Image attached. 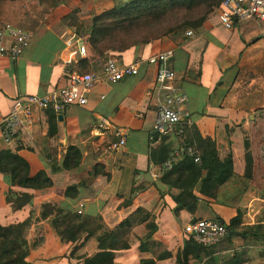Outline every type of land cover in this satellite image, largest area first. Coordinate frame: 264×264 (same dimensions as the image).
Returning a JSON list of instances; mask_svg holds the SVG:
<instances>
[{
  "label": "crops",
  "instance_id": "1",
  "mask_svg": "<svg viewBox=\"0 0 264 264\" xmlns=\"http://www.w3.org/2000/svg\"><path fill=\"white\" fill-rule=\"evenodd\" d=\"M124 1L65 0L58 6L49 1L40 5L39 9L47 16L41 27L29 34L28 47L15 61L0 57V119L15 99L43 96L64 86L66 74L76 70L77 62L83 59L74 55L71 64L64 63L71 49L66 50L63 43L74 31L61 25L59 20L63 16L77 10L78 21L87 26L92 16ZM191 32V38L183 35L174 40L163 38L120 54L106 53L104 59L89 64L87 72H98L106 57L113 56L120 64L138 62L137 75L112 84L108 100L106 94L91 95L90 91L84 106L66 108L59 115L60 120L56 116L51 135L45 112L32 111L29 123L22 124L9 143L4 144L0 138V151L16 153L27 163L29 176L43 171L51 182L45 189L26 190L11 186L0 175V225L27 222L26 264H82L83 259L97 252L94 237L84 242L82 236L73 243L60 241L51 227L53 214L40 216L44 204L54 205L63 212L79 211L84 218H99L106 230H112L136 208L149 212L156 226L150 241L159 246L139 252L138 240L146 231L143 225H138L131 230L127 244L113 253L112 264H176L175 256L188 238L183 233L185 225L195 220L213 221L215 217L226 225L236 216V209L241 225L264 226V182L257 187L246 186L235 206L225 203L238 188L237 181L252 176L250 129L253 120H260L261 112L264 113V21H241L224 30L217 23L216 8L200 28ZM164 50L172 51L171 68L177 86L187 98L191 126L203 141L214 144L219 160L228 153L231 155L233 177L217 189L216 201L194 191L200 172L188 160L175 158V171L161 172V165L181 148L178 140L171 136L148 139L152 136L154 106L144 98V92L152 82L153 69L145 60ZM243 68L256 77L242 82ZM102 85L107 84L94 89ZM101 120L124 130L125 144L119 151H103L105 143L112 138L108 135L101 138L93 132ZM258 128L262 133L255 158L264 166V124ZM68 146L79 150L80 161L76 168L64 171L60 164ZM94 166L98 173L93 176L90 174ZM156 173L157 177H153ZM146 174L151 182L144 179ZM72 186L76 187L74 195L65 198V189ZM189 188L198 199L194 212L178 211L174 215L176 206L171 197ZM6 197L10 203H6ZM230 244L233 251L245 249L243 264H261L260 260L264 259L262 245L244 247L236 235L231 237ZM165 253L169 256L158 259L157 256ZM231 254L224 251L216 256H220L222 264H227ZM188 264L200 262L188 258Z\"/></svg>",
  "mask_w": 264,
  "mask_h": 264
},
{
  "label": "trees",
  "instance_id": "2",
  "mask_svg": "<svg viewBox=\"0 0 264 264\" xmlns=\"http://www.w3.org/2000/svg\"><path fill=\"white\" fill-rule=\"evenodd\" d=\"M49 1L53 6L62 5L65 0H0V28L7 25L13 29H19L26 34H34L43 24L47 13L39 9L40 5ZM221 0H125L94 16L89 25L84 26L76 17L77 10L69 12L59 21L66 28H71L80 39L84 49V58L77 62V72L86 73V67L102 60L105 54L113 52L116 54L139 46H146L160 39L174 40L181 37L185 31H195L204 23L207 17L217 8ZM88 73V72H87ZM47 118L48 134L54 132L56 116L49 110L44 111ZM264 124V113L261 112L260 120H253L250 129V150L254 158L252 176L248 180L237 181L238 188L225 199V203L235 206L246 186L257 187L264 182V166L255 158L256 150L261 143L262 129L258 125ZM167 137V136H165ZM180 142V146L194 148L200 160L198 166L193 165L200 178L195 192L200 196L216 201V191L224 183L232 179V163L230 153L222 160L218 159L214 144L203 141L192 126H183L182 134L174 137ZM152 153L150 155V161ZM162 162L165 160L162 157ZM80 161V152L74 146L65 149L61 160L60 169L69 171L76 168ZM50 166V171L53 170ZM97 166L92 168L90 175H96ZM173 166L168 172L173 173ZM0 175L7 178L9 184L26 190H41L51 186V182L43 171L29 176L27 163L16 153L8 150L0 151ZM76 190L75 186L67 187L64 191L65 198H71ZM192 188L183 190L172 196L171 200L178 211L192 214L198 203L193 195ZM135 189L131 192L133 197ZM11 200L6 197V203ZM53 214L51 227L62 242L73 243L83 237L82 242L90 237L96 241L97 252L91 257L82 260V264H112L113 253L120 251L128 242L131 230L143 225L146 233L138 240L139 252L149 250V246L158 247L159 244L150 241V237L156 231L153 218L149 212L136 208L132 213L119 222L112 230H106L99 218H84L76 213L63 212L51 204L41 206V217ZM240 213L236 209V216L224 224L221 219L214 218L213 221L224 225L227 231L220 245L224 244L218 251H231V257L227 264H243L245 261V249L234 250L230 239L233 235L242 239L244 247L247 245L264 246V226L241 225ZM27 222L0 225V264H26L27 245L24 240V231ZM232 233V236H228ZM223 242V243H222ZM218 245V244H217ZM216 245V246H217ZM75 248L72 249V254ZM203 248L196 245L191 237L183 240L182 248L175 256L176 264H188V258L201 261L200 255ZM217 251V252H218ZM220 252V253H221ZM206 260L202 264H217L218 257L213 253H204ZM169 254L157 256L158 259L168 257Z\"/></svg>",
  "mask_w": 264,
  "mask_h": 264
},
{
  "label": "built area",
  "instance_id": "3",
  "mask_svg": "<svg viewBox=\"0 0 264 264\" xmlns=\"http://www.w3.org/2000/svg\"><path fill=\"white\" fill-rule=\"evenodd\" d=\"M241 21H264V0H221L217 6V23L224 30H230ZM183 36L192 37L187 30ZM30 36L19 29L7 25L0 28V57L15 61L28 47ZM64 48L71 49L65 64L72 62V56L84 58V49L80 39L70 34L64 40ZM172 51L164 50L146 58V65L153 69L150 86L144 92V98L152 101L154 118L151 126L153 136L179 137L183 126H191L190 114L187 110V98L177 86L176 74L171 68ZM138 62L120 64L115 57L109 56L98 72L80 73L72 70L66 74L65 85L52 90L43 96H26L17 98L8 113L0 119V138L4 144L9 143L22 124L29 123L32 111H51L55 116L61 115L70 106L82 107L86 104L87 95L97 85L115 84L135 77ZM102 98V97H100ZM96 136L104 138L108 135L111 141L105 143V153L117 152L124 147L125 132L121 128L112 127L107 121H99L93 128ZM173 157L161 165V172H169L175 158H188L193 165L200 163L197 151L184 146L172 155ZM157 177V173L153 175ZM76 214H80L79 211ZM183 233L192 236L202 248H210L219 244L226 236L224 225L211 220H195L183 227Z\"/></svg>",
  "mask_w": 264,
  "mask_h": 264
},
{
  "label": "rangeland",
  "instance_id": "4",
  "mask_svg": "<svg viewBox=\"0 0 264 264\" xmlns=\"http://www.w3.org/2000/svg\"><path fill=\"white\" fill-rule=\"evenodd\" d=\"M243 69H245V73L244 74H240V77H241V79H242V82H248V80L249 79H253L254 77H256L255 75H253L252 73H250V72H248L247 71V69L246 68H243ZM241 70V69H240ZM257 80H259V79H257ZM264 81V80H263ZM241 83V82H240ZM244 83L242 84V86L244 87L245 85H244ZM105 86H107V87H105ZM253 86H255V84L253 85ZM109 87V88H108ZM112 87V84H107V85H102V86H99V87H97V88H93L91 91V95L92 94H97V93H99V92H101V93H104V94H106V96H107V100L109 99V97L111 96V91H110V88ZM113 88H111V90H112ZM90 98H92V96H90ZM106 101V100H105ZM105 101H99V103H101V105H104V104H106V102ZM244 220L246 221L247 220V218L244 216ZM194 222V221H193ZM192 223V222H191ZM189 237H191L192 239H193V242L197 245V243L195 242V240H194V238L192 237V236H188V238ZM221 243V242H220ZM220 243L217 245V246H213V247H210V248H203V250H202V253L204 254V253H210V252H212L213 253V257H218V256H216V254H219L221 251H218L220 248H222L223 246H224V244H222V245H220ZM223 243V242H222ZM250 244V243H249ZM250 245H254V244H250ZM199 246V245H198ZM231 247H232V245H231ZM232 249H233V247H232ZM218 251V252H217ZM201 253V256L203 255ZM206 258L207 257H205V255L202 257V259H200L201 261H199L200 262V264H202L205 260H206ZM219 258V261L217 262V264H222V260L220 259V256L218 257ZM264 258V257H263ZM260 262H261V264L264 262V259L263 260H260ZM257 264H260V263H257Z\"/></svg>",
  "mask_w": 264,
  "mask_h": 264
},
{
  "label": "water",
  "instance_id": "5",
  "mask_svg": "<svg viewBox=\"0 0 264 264\" xmlns=\"http://www.w3.org/2000/svg\"><path fill=\"white\" fill-rule=\"evenodd\" d=\"M60 119H61V117L58 115L57 120H60ZM144 179L148 182H151V179H150L148 174H146V177H144ZM155 185L157 188L161 189V186L159 184L155 183ZM228 236H232V233H229Z\"/></svg>",
  "mask_w": 264,
  "mask_h": 264
}]
</instances>
